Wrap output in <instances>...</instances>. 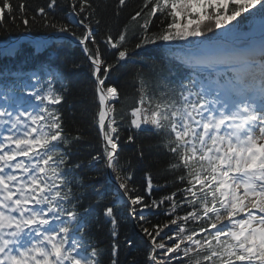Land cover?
I'll return each mask as SVG.
<instances>
[{"label": "snow or ice", "instance_id": "snow-or-ice-1", "mask_svg": "<svg viewBox=\"0 0 264 264\" xmlns=\"http://www.w3.org/2000/svg\"><path fill=\"white\" fill-rule=\"evenodd\" d=\"M98 6L94 0H44L33 8L27 0H0V30L39 26L82 46L103 141L102 153L73 163L71 149L81 136L65 127L64 73L43 66L0 69V264H100L103 249L92 240L89 221L103 191L94 189L98 199L88 207L74 191L83 187L77 172L100 161L115 174L118 198L129 204L131 216L143 221L146 211L163 209L169 217L151 230L141 228L147 264H264V0H143L116 35L109 30L100 39ZM127 7L128 0H116L113 14L119 17ZM257 16L258 42L235 49L195 42L214 29L239 30ZM180 41L197 49L182 58L188 66L182 77L172 80L170 67L155 64L150 75L132 69L131 103L109 83L118 68L136 63L139 51ZM121 125L157 135L155 147L168 157L164 171L173 175L174 191L153 198L168 183L154 185L151 173L143 194L129 187L132 174L119 162ZM103 215L112 226V264H118L114 208L105 207Z\"/></svg>", "mask_w": 264, "mask_h": 264}, {"label": "trees", "instance_id": "trees-1", "mask_svg": "<svg viewBox=\"0 0 264 264\" xmlns=\"http://www.w3.org/2000/svg\"><path fill=\"white\" fill-rule=\"evenodd\" d=\"M27 2L34 8L38 5H42L44 0H27ZM98 4L97 15L101 19V26L97 32V39L102 37L107 31L111 30L113 35H116L119 30L123 27L124 24L128 23L129 13L133 10L138 9L139 5L142 4L143 0H128V7L121 11L119 17L115 16L113 13L116 8V0H94ZM131 28V25H129ZM44 28L36 26L31 30H42ZM22 28H15L9 26V31L4 32L0 30V37L6 38L9 35H14L21 32ZM154 31L156 29H153ZM133 43V41H132ZM129 44V47L132 45ZM135 43V41H134ZM133 43V44H134ZM100 47L105 48L103 44ZM114 57L111 58L113 60ZM120 71L115 72V76L120 79L118 86L120 87L122 93L129 97L132 100L134 97V87L131 83L130 72L132 69H141L145 72L146 75L149 73L143 69L142 66L136 64H129L124 68H118ZM74 96L69 101V103L74 104L73 112L74 114L71 117V120L68 121V132L71 135L79 134L81 140L76 143L80 149V142L87 151V155H90L98 147V142L96 138V132L94 129V115H95V100L92 90V85H90L87 80L76 81ZM119 109V108H118ZM157 135L154 134H142L139 138L135 140L131 147H129L128 152H125L122 156L123 159L127 160V166L130 168V171H135L132 177L129 187L135 188L138 191V194H142L145 186V181L143 177L146 173H151L152 179L159 185H164L165 182L168 183V187L163 189V193L169 194L174 191L175 188L172 186V181L174 179L173 175L164 171L166 167V161L168 157L164 154L163 150L157 149L155 147L158 144ZM143 149L144 158L139 157V152ZM86 154V153H84ZM129 164V165H128ZM157 193H152V197L155 198ZM146 199H148L146 197ZM150 202V201H149ZM154 215L145 216L143 224L149 223L148 225H163L169 219L168 216H160L157 219L153 217ZM132 225L128 229V234H133ZM151 230V229H150ZM131 240L132 245L129 246L126 241ZM141 241H136L135 238H125L126 248L132 249L130 253L126 252L125 255H128V263L132 264L135 261V264H146V248L140 246Z\"/></svg>", "mask_w": 264, "mask_h": 264}, {"label": "rangeland", "instance_id": "rangeland-1", "mask_svg": "<svg viewBox=\"0 0 264 264\" xmlns=\"http://www.w3.org/2000/svg\"><path fill=\"white\" fill-rule=\"evenodd\" d=\"M257 19H260V18H258V16H257Z\"/></svg>", "mask_w": 264, "mask_h": 264}]
</instances>
